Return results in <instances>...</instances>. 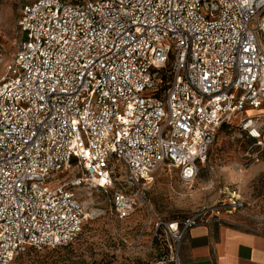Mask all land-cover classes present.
Instances as JSON below:
<instances>
[{
  "label": "built area",
  "instance_id": "2783aa9c",
  "mask_svg": "<svg viewBox=\"0 0 264 264\" xmlns=\"http://www.w3.org/2000/svg\"><path fill=\"white\" fill-rule=\"evenodd\" d=\"M18 27L0 82V264L73 244L81 187L112 191L120 221L150 214L141 185L162 168L193 184L226 125L249 160L264 152V0H35ZM212 220L160 219L150 248L180 264Z\"/></svg>",
  "mask_w": 264,
  "mask_h": 264
},
{
  "label": "rangeland",
  "instance_id": "374dc122",
  "mask_svg": "<svg viewBox=\"0 0 264 264\" xmlns=\"http://www.w3.org/2000/svg\"><path fill=\"white\" fill-rule=\"evenodd\" d=\"M33 1L0 0V82L23 39L18 27L21 10ZM246 146L238 127L226 125L193 184H183L173 169L158 170L149 184L141 185L147 191L151 213L137 211L126 221H120L113 211L112 191L75 190L89 218L79 238L67 247L29 249L11 264H126L143 253L154 257L159 251L150 248L154 223L181 220L199 211L212 214L219 210L221 217L264 232V152L259 153V161L249 160ZM65 177L57 175L61 180Z\"/></svg>",
  "mask_w": 264,
  "mask_h": 264
},
{
  "label": "crops",
  "instance_id": "0c3cea01",
  "mask_svg": "<svg viewBox=\"0 0 264 264\" xmlns=\"http://www.w3.org/2000/svg\"><path fill=\"white\" fill-rule=\"evenodd\" d=\"M190 229L179 251L180 264H264V232L222 217ZM163 256L140 255L126 264H175Z\"/></svg>",
  "mask_w": 264,
  "mask_h": 264
},
{
  "label": "bare ground",
  "instance_id": "6f19581e",
  "mask_svg": "<svg viewBox=\"0 0 264 264\" xmlns=\"http://www.w3.org/2000/svg\"><path fill=\"white\" fill-rule=\"evenodd\" d=\"M86 214V213H85ZM89 218H88V215L86 214V216H85V220H88Z\"/></svg>",
  "mask_w": 264,
  "mask_h": 264
},
{
  "label": "trees",
  "instance_id": "16d2710c",
  "mask_svg": "<svg viewBox=\"0 0 264 264\" xmlns=\"http://www.w3.org/2000/svg\"><path fill=\"white\" fill-rule=\"evenodd\" d=\"M162 256V255H161Z\"/></svg>",
  "mask_w": 264,
  "mask_h": 264
}]
</instances>
